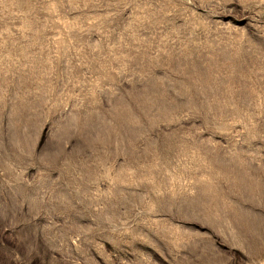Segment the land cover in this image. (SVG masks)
Returning a JSON list of instances; mask_svg holds the SVG:
<instances>
[{
	"label": "rangeland",
	"instance_id": "374dc122",
	"mask_svg": "<svg viewBox=\"0 0 264 264\" xmlns=\"http://www.w3.org/2000/svg\"><path fill=\"white\" fill-rule=\"evenodd\" d=\"M0 264H264V0H0Z\"/></svg>",
	"mask_w": 264,
	"mask_h": 264
}]
</instances>
